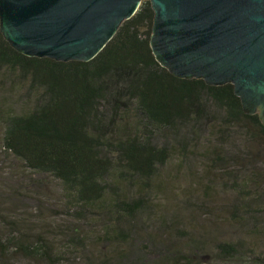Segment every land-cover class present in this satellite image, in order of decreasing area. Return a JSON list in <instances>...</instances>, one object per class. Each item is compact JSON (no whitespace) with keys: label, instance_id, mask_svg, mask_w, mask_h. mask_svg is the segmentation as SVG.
<instances>
[{"label":"trees","instance_id":"trees-1","mask_svg":"<svg viewBox=\"0 0 264 264\" xmlns=\"http://www.w3.org/2000/svg\"><path fill=\"white\" fill-rule=\"evenodd\" d=\"M153 18L150 0H141L89 60L25 55L0 29V157L55 180L65 220L33 233L27 222L37 215L19 214L25 199H35L6 183L16 198L0 197V264L13 254L63 264L85 248L101 252L93 264H115L116 257L143 263L152 249L132 247L147 238L144 215L163 191L160 177L175 150L194 149L209 172L206 183L236 193L229 216L250 232V242H217V255L264 264L252 246L264 235V162L256 146L264 143V124L244 111L232 83L178 77L161 65L150 46ZM250 142L254 155H246ZM196 243L172 250L173 263L193 264Z\"/></svg>","mask_w":264,"mask_h":264},{"label":"water","instance_id":"water-1","mask_svg":"<svg viewBox=\"0 0 264 264\" xmlns=\"http://www.w3.org/2000/svg\"><path fill=\"white\" fill-rule=\"evenodd\" d=\"M141 0H0L4 38L28 56L89 60ZM150 46L178 77L232 83L264 124V0H150Z\"/></svg>","mask_w":264,"mask_h":264},{"label":"rangeland","instance_id":"rangeland-1","mask_svg":"<svg viewBox=\"0 0 264 264\" xmlns=\"http://www.w3.org/2000/svg\"><path fill=\"white\" fill-rule=\"evenodd\" d=\"M257 113L259 114V110H257ZM256 146L260 150L257 156L260 161L264 162V143H256ZM182 151L175 150L171 154L164 173L160 177L161 181H163V191L152 198L154 212L151 211L144 215L145 228L143 233L148 234L146 235L147 238H145V241H136V245L132 247V250L137 251L140 246H149L152 249V253L148 255V260L143 261L144 264H154L155 259L160 257L159 264H174V259H172L174 253L172 250L181 251L191 241L194 240L195 242L197 240L200 244L196 243L199 249L198 255L192 259L193 264H249L250 259L247 257H219L215 250L216 243L219 241L242 239L250 242L247 234L250 232L238 220L234 221L229 216L231 200L236 193L234 191L221 190L219 183L211 186L206 183L209 172L206 167L202 166L204 163L199 155L200 149L185 150L184 154ZM249 153L253 155L257 153L253 142L249 143V151L246 155H249ZM201 154L205 157L206 151L202 150ZM245 159H248L245 162L247 163L250 158ZM32 179L38 182H32ZM6 183L8 185L11 184L12 188L17 183L20 188L24 189L22 190L23 194L35 199L34 204L25 199L24 202L27 206H23L21 208L22 212L19 214L20 217L29 218H34L32 216L34 214L37 215L34 220L27 222V227L33 233L42 231L41 227H38L39 225L53 228L55 222L65 221L63 219L60 190L57 182L51 177L27 172L21 163L19 164L11 157L7 158V156L1 155L0 193L2 196L0 197L5 199L13 196L16 198L14 193L9 194ZM258 207L264 208L262 205ZM13 210L16 209L4 211ZM37 218H40L41 221ZM160 226L163 228L160 229ZM58 238L62 241L63 236L53 237L54 245L58 244ZM253 242L252 246L256 248V254L263 255L264 235L256 237ZM114 247L120 250L121 246L114 245ZM99 249H102L103 252L110 251L105 246H99ZM74 252L69 253L67 262L63 264H93L95 259L100 258L99 255L101 254L94 248L93 250L85 248L80 253ZM166 256L169 257V260H165ZM90 259L92 261H89ZM116 260L117 257L115 258ZM4 264H47V262L34 256L13 254L9 257V262L4 261Z\"/></svg>","mask_w":264,"mask_h":264},{"label":"flooded vegetation","instance_id":"flooded-vegetation-1","mask_svg":"<svg viewBox=\"0 0 264 264\" xmlns=\"http://www.w3.org/2000/svg\"><path fill=\"white\" fill-rule=\"evenodd\" d=\"M115 264H127V263L124 262V259H117ZM140 264H144V263H140Z\"/></svg>","mask_w":264,"mask_h":264}]
</instances>
